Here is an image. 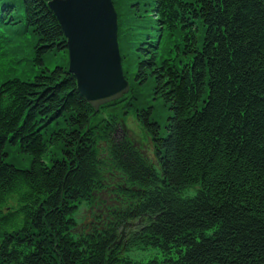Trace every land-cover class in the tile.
<instances>
[{"label":"trees","instance_id":"16d2710c","mask_svg":"<svg viewBox=\"0 0 264 264\" xmlns=\"http://www.w3.org/2000/svg\"><path fill=\"white\" fill-rule=\"evenodd\" d=\"M48 1L0 0V264H264V0H113L98 112Z\"/></svg>","mask_w":264,"mask_h":264},{"label":"water","instance_id":"95a60500","mask_svg":"<svg viewBox=\"0 0 264 264\" xmlns=\"http://www.w3.org/2000/svg\"><path fill=\"white\" fill-rule=\"evenodd\" d=\"M47 6L66 38L68 70L86 101L98 111L128 93L113 0H49Z\"/></svg>","mask_w":264,"mask_h":264},{"label":"rangeland","instance_id":"374dc122","mask_svg":"<svg viewBox=\"0 0 264 264\" xmlns=\"http://www.w3.org/2000/svg\"><path fill=\"white\" fill-rule=\"evenodd\" d=\"M126 123L128 125V131L124 128H121V127H117V130L115 131L114 133V139L115 141H120V140H123L125 136H128V138H134V140H143L142 139V134H141V131H140V128L138 126V123L136 121V119L134 118L133 115H127L126 116ZM143 144L145 145L146 149L147 150H150V144L147 143L146 141H143ZM145 149V148H144ZM108 194V193H107ZM107 194L105 196H107ZM109 195V194H108ZM89 209L83 205L81 208H80V211L78 213V218L81 220H83V222L85 223L86 225V228H89V225H90V222L92 220L91 218V215H88ZM125 231V229H124ZM134 257H140L139 254H134L133 255Z\"/></svg>","mask_w":264,"mask_h":264}]
</instances>
